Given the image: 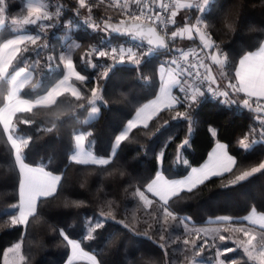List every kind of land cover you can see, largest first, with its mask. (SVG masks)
Masks as SVG:
<instances>
[{
    "label": "trees",
    "instance_id": "obj_1",
    "mask_svg": "<svg viewBox=\"0 0 264 264\" xmlns=\"http://www.w3.org/2000/svg\"><path fill=\"white\" fill-rule=\"evenodd\" d=\"M47 2L52 10L59 7L60 15L54 26L45 30L44 38L39 42L46 47L24 54L27 63L36 60L39 63L32 79L20 90V96L30 99L46 92L63 75V65L59 68L49 66L48 55H59L65 52L68 45L79 43L81 48L73 47L72 58L78 65L77 70L88 77L82 90L90 97L91 89L99 86L104 102L99 103L98 116L85 123L90 107L86 99L80 101L85 104V109L78 110L75 116L62 118L63 122H58L51 133L46 131L52 126L47 112H36L34 109L33 113H17V116L35 121L31 127L18 125V135L33 138L30 147L25 150V162L61 174L63 184V190H58L55 198H50L38 207V217H29L28 226L11 224V216L15 213L12 205L19 203V170L14 162L11 145L0 126V264L5 247L16 242H20L21 253L28 258L27 264H63L69 254V246L59 234L61 229L69 238L81 242L84 249L91 251L104 264H191L193 250L191 245H183V240L189 238L184 234V226L170 222V225L165 226L167 232L158 230L152 218L158 215V211L152 212V216L148 215L151 210L143 208L133 193L137 187L154 178L159 168L167 178L186 175L190 168L205 160L216 141L224 142L236 159L232 172L212 177L193 193L184 194L183 199L173 204V210L181 217L190 218L188 227L212 225L209 221L221 216L240 218L252 208L264 212V170L242 181L230 183L236 176L264 161V135H261L264 129L260 128L254 112L242 105L213 99L209 94L201 98L195 108L191 132L188 131L186 120H172L174 112H162L149 122L148 129H133L129 140L117 149L111 165L70 163L74 134L78 131L91 133V136H87V145L96 156H108L115 135L121 132L141 105L156 96L160 84L158 67L168 60V53L156 50L142 58L139 68L129 64L118 65L109 72L107 78L98 80L99 70L81 65L80 56L99 41L100 32L108 33L114 39L123 36L113 35L102 27L99 33H92L85 25L86 10L81 9L82 14H76V0ZM7 3L8 19L22 18L27 14L24 0H7ZM95 3L98 6L93 8L90 21L101 25L105 18H123L105 0L103 3L95 0ZM228 13L233 14L235 21L231 26L222 22ZM202 16L204 22L211 25L209 31L212 40L228 56L229 66L222 69L225 74L223 79L227 83V79L234 76L241 56L259 48L264 39V0H211ZM12 28V25L0 27V44L13 36ZM26 30L34 34L39 31L35 26H26ZM175 47H178L177 41ZM102 61L112 63L105 58L95 57V63ZM72 82L81 87L79 81ZM8 87L0 81V106ZM72 101L74 98L66 93L57 97V105L53 107L64 109ZM210 127L216 129L215 137L209 133ZM253 128L255 131L250 132ZM245 135L249 136L250 143L247 150L239 145V140ZM185 139L189 143L178 154L177 145ZM161 150L164 151L162 163L157 160ZM185 160L187 164L183 163ZM69 200L83 201V204L80 207H66L65 202ZM101 212L111 213L115 219L109 217L104 228L93 232L89 240V226H94L97 219H103ZM124 224L129 227L124 228ZM224 234L230 235L232 239L224 242L217 240V243L221 247H235L232 241L239 239V234ZM114 235L117 237L115 243L111 239ZM161 235H164V241L160 240ZM165 242L166 252L158 247L159 243ZM214 252V249H206L196 259L202 263L211 262ZM227 255L239 260L240 264H245L247 260L246 257L240 259L243 256L241 251ZM75 264L89 263L75 261Z\"/></svg>",
    "mask_w": 264,
    "mask_h": 264
},
{
    "label": "snow or ice",
    "instance_id": "obj_2",
    "mask_svg": "<svg viewBox=\"0 0 264 264\" xmlns=\"http://www.w3.org/2000/svg\"><path fill=\"white\" fill-rule=\"evenodd\" d=\"M103 3V0H100ZM78 6L75 11L81 15V9L86 10L85 23L93 30H99L101 25L95 22H89L92 10L98 5L95 0H76ZM117 9L123 17L117 23H112V18H105L103 21V30L128 36L132 40L145 42L147 50L141 47L132 46H114L110 49L101 50L95 46L90 47L80 56V64L87 68L97 69L98 80L105 79L109 72L118 65L129 64L139 68L144 56L152 54L156 49H165L173 51L178 55L165 61L159 66L160 88L159 94L154 100L144 104L136 112V117L130 119L123 127V130L115 135L114 143L108 156L98 157L90 152L84 151V142L91 133L79 132L74 134L76 151L70 156V163L84 166H108L111 165L116 157L117 149L121 144L129 140L133 129L143 127L149 128V122L160 114L174 112L172 120L184 119L188 122V131L191 132L194 126L193 113L201 98L206 94L228 98L225 103L242 105L256 114V120L260 128L264 129V74L251 75L248 69L254 65H259L264 61V43L260 44L258 51H249L243 55L235 67L234 76L227 79V83L221 85L218 83V77L214 75V66L221 69L229 66L227 54L215 44L210 34L211 25L204 22L203 16L195 13H204L209 6V0H110L108 5ZM8 14L7 0H0V26H5L6 16ZM60 15V8L52 10L47 4L40 0L28 5L27 14L21 17H12L10 23L13 28V37L0 44V81L5 85H10L7 95V104L0 112V124H2V133L7 135L11 150L14 153V162L19 165L18 180V198L19 203L13 204L15 213L11 216L12 225L28 226L29 217H38V207L50 198H55L58 190H63L62 175L54 174L53 171H47L43 166L30 167L25 163V150L30 147L32 137L18 135L20 132L18 125L31 127L35 121L32 118L17 116V113H33L44 111L49 114L51 127L46 131L51 133L58 122L62 123V118L66 116H75L80 109H85V104L80 103L87 100V106L90 107L89 116L92 117L98 113V102L103 103V97L100 94V88L91 89L90 97L86 96L82 86L88 81L86 75L77 70L78 65L74 63L71 55L61 52L59 55L50 54L47 57L49 66L59 68L63 65V78L47 91L46 94L38 95L35 98L24 99L19 95L24 84L29 80L30 73L36 71L38 60L29 64L25 61V53L34 51L37 48L46 47L39 43L44 38L46 29L54 26L55 21ZM180 17L182 23L177 22ZM193 19L195 22L193 23ZM222 22L231 26L235 21L233 14L228 13L222 18ZM174 25V30H169L168 25ZM26 26H35L39 31L36 34H30L26 31ZM177 39H187L194 44L199 41L195 48L185 51L180 47H175ZM171 46V47H170ZM75 49L81 48V44L75 43ZM93 57L105 58L112 63L99 64L93 62ZM225 74L220 72V76ZM79 81L81 87H77L69 82ZM206 86V87H205ZM35 87V86H34ZM223 87V90H221ZM174 89L176 90L174 93ZM70 94L74 101L69 102L67 108L61 109L57 105V97ZM183 109V111L179 110ZM35 114V113H34ZM15 119V123H14ZM87 121H85L86 123ZM168 123L167 120L164 122ZM209 133L215 137L216 129L210 127ZM255 131V129H251ZM250 134V133H249ZM264 135V132H261ZM188 139H185L177 145V153L188 145ZM239 145L247 150L250 148L249 136L245 135L239 140ZM167 147V145H165ZM164 151L158 154L157 160L162 163ZM184 164L188 162L183 161ZM236 159L227 152V145L217 143L216 149L209 154L208 162L200 168L192 167L190 171L181 179L166 178L162 171L157 172L155 177L145 184L137 187L133 193L138 197L141 206L150 209L148 215L152 212L158 215L153 216L158 230L167 232L170 222L184 226V234L189 237L183 240V245H191L193 250L192 264H200L196 259L206 249H214V257L211 264H240V261L228 257V253L241 251L246 257L245 264L250 261L251 264H264V213H257L256 208H252L251 214L243 218H234L231 216H221L210 224L225 225V227L215 228H189L191 222L189 217H181L173 210V204L184 198V194L193 193L201 185L205 184L212 177H221L225 173H230L236 165ZM107 169H105L106 171ZM264 170V162L258 167H253L251 171H245L236 176L230 183L242 181L253 173ZM83 186V185H81ZM83 201H66V207H80ZM103 219H97L94 226L90 225L88 239H92V233L98 229L104 228L111 217V213H100ZM258 216V218H256ZM113 220L114 217H111ZM244 221H248L245 224ZM122 223V221H116ZM128 228L127 224L123 225ZM131 230V229H129ZM224 233H238L239 239L233 240L235 247L224 245L221 247L217 243L231 240L230 235ZM60 236L67 242L71 248V254L67 257L66 264H75L78 259H87L90 264H104L103 260H98L95 254H89L81 247V242L71 239L60 230ZM195 237V239H192ZM211 237V240H209ZM112 242L115 243L117 237L114 235ZM164 241V235L160 236ZM199 241V242H197ZM158 247L166 252V242L159 243ZM9 254L12 259L9 260ZM4 264H27L28 258L21 253V244L16 243L3 254ZM139 264V262H133Z\"/></svg>",
    "mask_w": 264,
    "mask_h": 264
},
{
    "label": "crops",
    "instance_id": "obj_3",
    "mask_svg": "<svg viewBox=\"0 0 264 264\" xmlns=\"http://www.w3.org/2000/svg\"><path fill=\"white\" fill-rule=\"evenodd\" d=\"M45 1H47V0H40V2L41 3H44V4H47V3H45ZM211 0H209V2H210ZM33 2H35V0H24V4H25V6L27 7V9H28V5L30 4V3H33ZM195 15H198V12H197V14L195 13ZM177 22L178 23H182V21L180 20V17H177ZM195 22V20L193 19V23ZM1 27V26H0ZM174 28H175V26L174 25H171V27H170V29L171 30H174ZM27 31V30H26ZM28 33H30V34H34L33 32H30V31H27ZM13 36H11V37H9V38H7V39H10V38H12ZM7 39H5V40H7ZM4 40V41H5ZM4 41H2L1 42V44L4 42ZM177 43H178V47H180V48H182V49H184L185 51H187V50H189L190 48H195L198 44H199V42H198V40L196 41V43L194 44L192 41H190V40H187V39H183V40H181V39H177ZM262 43H264V39H263V41H262ZM261 43V44H262ZM72 51H73V46H72V44H70L67 48H66V50H65V53H68V54H70L71 55V58H72ZM253 51H258V48L257 49H255V50H253ZM248 52H246V53H244L243 55H245V54H247ZM242 55V56H243ZM242 56H241V58H242ZM73 59V58H72ZM160 66V65H159ZM237 66H238V64H237ZM158 69H159V67H158ZM221 71H223L218 65L217 66H214V68H213V72H214V75H216L217 77H218V83H220L221 85H224V84H226V81L223 79V77H221L220 76V72ZM248 72H249V74H251V75H257V74H264V61H261V63L257 66V65H254V66H252V67H250L249 69H248ZM63 74H64V72H63ZM32 77H33V72H31L30 73V77H29V80L26 82V83H28L31 79H32ZM158 77H159V80H160V76H159V71H158ZM63 78V75L59 78V80L60 79H62ZM59 80H57V82H55L47 91H49V90H51V88L52 87H54L58 82H59ZM25 83V84H26ZM70 84H74L72 81H70L69 82ZM24 84V85H25ZM75 85V84H74ZM76 86V85H75ZM159 88H160V84H159ZM159 88H158V91H157V94H156V96L159 94ZM8 89H10V85H9V87H8ZM221 90H223V87H221ZM46 91V92H47ZM46 92H44L43 94H46ZM43 94H40V95H43ZM7 95H8V91H7V93L5 94V98H4V102H3V104L0 106V112H2L3 111V109L5 108V106H6V104H7ZM19 95H20V92H19ZM156 96L155 97H153L152 99H150V100H148V101H146L144 104H147V103H149L151 100H154L155 98H156ZM21 98H24V97H22V96H20ZM37 97V96H36ZM24 99H29V98H24ZM143 104V105H144ZM143 105H141L139 108H141ZM139 108L135 111V113L133 114V116L130 118V119H134L135 117H136V112L139 110ZM129 119V120H130ZM128 120V121H129ZM127 121V122H128ZM127 124V123H126ZM125 124V125H126ZM0 126H1V128H2V124H0ZM123 130V129H122ZM121 130V131H122ZM79 132H84V133H87L86 131H78V132H76V133H79ZM75 133V134H76ZM5 137H6V139H7V135L5 134ZM9 142V141H8ZM10 143V142H9ZM217 143H221V144H225L224 142H222V141H216L215 143H214V145H213V147L211 148V150L209 151V153H208V155H207V157L205 158V160L200 164V165H198V166H195V168H200V167H202L205 163H207L208 162V157H209V154H211L215 149H216V145H217ZM226 145V144H225ZM76 151V147H75V142H74V149H73V151H72V153H71V155L72 154H74V152ZM84 151L85 152H90L91 154H93V155H95L94 153H93V151H92V149L87 145V137H86V139H85V142H84ZM227 152H228V154L229 155H231V156H233L229 151H228V149H227ZM14 154V153H13ZM70 155V156H71ZM96 156V155H95ZM98 157H101V156H98ZM234 157V156H233ZM106 158V157H105ZM264 162V161H263ZM26 163V162H25ZM17 165V168H18V170H19V165L18 164H16ZM30 167H38V166H41V165H29ZM259 166V165H258ZM258 166H255V167H258ZM252 169V168H251ZM251 169H250V171H251ZM46 170V169H45ZM48 171V170H47ZM161 170H160V168L157 170V172H160ZM190 171V170H189ZM248 171V170H247ZM249 171V172H250ZM156 172V173H157ZM54 174H58V173H54ZM156 175V174H155ZM187 175V174H186ZM185 176V175H184ZM184 176H181V177H177V178H170V179H181V178H183ZM155 177V176H154ZM167 178V177H166ZM233 180H235V179H233ZM233 180H231V181H233ZM230 181V182H231ZM238 182V181H237ZM232 184V183H231ZM257 213H264V212H257ZM251 214V211H249L247 214H245L244 216H247V215H250ZM244 216H242V217H240V218H243ZM256 218H258V216L256 217ZM244 223L245 224H248V221H244ZM213 225H217V224H212V225H203V226H195L196 228H204V227H207V226H213ZM218 226H220V225H218ZM192 227V226H191ZM69 251H70V246H69ZM70 253V252H69ZM77 261H85V262H87L85 259H78ZM87 263H89L90 264V262H87ZM200 263H202V262H200Z\"/></svg>",
    "mask_w": 264,
    "mask_h": 264
},
{
    "label": "built area",
    "instance_id": "obj_4",
    "mask_svg": "<svg viewBox=\"0 0 264 264\" xmlns=\"http://www.w3.org/2000/svg\"><path fill=\"white\" fill-rule=\"evenodd\" d=\"M105 2L107 3V5L110 4V0H105ZM122 2V0H121ZM208 9V7L206 8V10ZM205 10V11H206ZM203 15V13L198 12V16ZM7 21H10V19H8V17L6 16V26H10L11 24L8 23ZM89 22H92L89 20ZM85 25L88 27V24L85 23ZM171 24L168 25V28L170 27ZM90 29V31L92 33H99L100 30H93L90 27H88ZM100 39L99 41L94 44L93 46L104 50V49H110L111 47L114 46H132V47H141L144 51L147 50V45L142 42V41H138V40H132L130 37L128 36H123L122 38H117L114 39L112 38L108 33H99ZM216 44V43H215ZM171 47V46H170ZM156 51V50H155ZM166 51V50H165ZM154 53V52H153ZM168 53V60L173 58L174 56L178 55L177 53L173 52V51H167ZM148 56V55H147ZM95 61V57H93V62ZM95 63V62H94ZM206 87V86H205ZM210 97H212L213 99H217L221 102H225L226 98L225 97H220V96H212L211 94H209Z\"/></svg>",
    "mask_w": 264,
    "mask_h": 264
},
{
    "label": "rangeland",
    "instance_id": "obj_5",
    "mask_svg": "<svg viewBox=\"0 0 264 264\" xmlns=\"http://www.w3.org/2000/svg\"><path fill=\"white\" fill-rule=\"evenodd\" d=\"M45 3H47V5L49 6V4H48V2L47 1H45ZM11 20V19H10ZM69 46V45H68ZM167 61V60H166ZM98 108H99V110H100V107H99V102H98ZM90 108H89V110H88V113H87V115H86V118H85V120L86 121H89V120H92V119H94V118H96L97 116H98V114H99V111H98V113H96L94 116H92V117H90L89 116V113H90ZM248 171H250V170H248ZM215 227H221V225L220 226H218V225H213V226H207V227H204V228H215ZM189 228H192V227H189ZM209 240H211V237H209ZM16 243H20V242H16ZM16 243H14V244H11V245H8V246H6L5 247V249L3 250V253H2V256H1V264H4V256H3V254H4V252H6L10 247H13ZM82 247V246H81ZM83 248V247H82ZM84 249V248H83ZM84 251H86V252H88L89 254H93L91 251H89V250H86V249H84ZM70 253L68 254V256L71 254V248H70V251H69ZM67 256V257H68ZM12 259V256H11V254H9V260H11ZM87 262H89L87 259H85ZM66 261H67V258H66V260H65V262L63 263V264H66ZM191 264H192V262H191ZM200 264H211V262H207V263H200Z\"/></svg>",
    "mask_w": 264,
    "mask_h": 264
},
{
    "label": "water",
    "instance_id": "obj_6",
    "mask_svg": "<svg viewBox=\"0 0 264 264\" xmlns=\"http://www.w3.org/2000/svg\"><path fill=\"white\" fill-rule=\"evenodd\" d=\"M105 20V19H104ZM104 20H102V22H101V27L103 28V21ZM119 20H112V23L113 24H115V23H117ZM108 32H110L111 34H113V35H116V36H124V35H120V34H118V33H114V32H111V31H108ZM145 43V42H144ZM146 44V43H145ZM156 50H159V51H164L165 49H156Z\"/></svg>",
    "mask_w": 264,
    "mask_h": 264
}]
</instances>
